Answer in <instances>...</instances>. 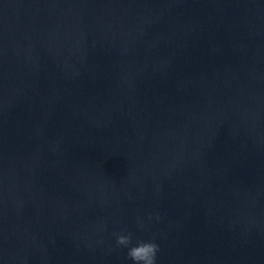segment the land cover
I'll return each mask as SVG.
<instances>
[{
	"label": "clouds",
	"instance_id": "9594fccd",
	"mask_svg": "<svg viewBox=\"0 0 264 264\" xmlns=\"http://www.w3.org/2000/svg\"><path fill=\"white\" fill-rule=\"evenodd\" d=\"M142 228L143 225H140ZM116 245L127 249V258L132 264H156L159 245L154 240H139L133 243L131 232L116 235Z\"/></svg>",
	"mask_w": 264,
	"mask_h": 264
}]
</instances>
